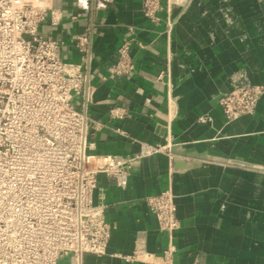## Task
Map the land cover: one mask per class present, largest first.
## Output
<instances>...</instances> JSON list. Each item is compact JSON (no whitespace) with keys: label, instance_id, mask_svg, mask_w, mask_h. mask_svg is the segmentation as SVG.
<instances>
[{"label":"crops","instance_id":"crops-1","mask_svg":"<svg viewBox=\"0 0 264 264\" xmlns=\"http://www.w3.org/2000/svg\"><path fill=\"white\" fill-rule=\"evenodd\" d=\"M181 1L162 0L155 26L145 17L144 0H53L59 24L40 29L75 64H82L77 37H91L86 69L94 93L89 104L75 99L91 120L88 154L133 156L145 145L172 146L170 156L144 159L125 190L97 177L95 203L105 207L112 238L105 256H85L83 264H264V219L238 211L258 207L264 177L235 168L264 165L256 148L264 104L234 139L219 140L210 127L211 119L228 124L220 102L240 74L264 86V0H185L184 7ZM123 43L131 44L135 73L112 78ZM115 109L126 117L112 119ZM167 192L175 196L180 222L172 233L160 230L146 204Z\"/></svg>","mask_w":264,"mask_h":264},{"label":"built area","instance_id":"built-area-1","mask_svg":"<svg viewBox=\"0 0 264 264\" xmlns=\"http://www.w3.org/2000/svg\"><path fill=\"white\" fill-rule=\"evenodd\" d=\"M143 10L160 24L162 0H144ZM61 17L53 0H0V264H60L67 257L83 264L85 256H105L112 231L105 207L95 203L97 177L125 190L144 159L172 154L171 145H145L133 156L88 154L91 120L75 99L89 104L94 93L86 69L92 40L76 39L82 64L64 59L60 44L39 34L43 24L57 26ZM134 73L131 44L123 43L111 77ZM263 96L264 87L238 76L220 102L226 120L255 114ZM125 117L123 109L111 111L112 119ZM146 204L161 231L179 229L172 192ZM172 253V247L165 253L169 262Z\"/></svg>","mask_w":264,"mask_h":264},{"label":"rangeland","instance_id":"rangeland-1","mask_svg":"<svg viewBox=\"0 0 264 264\" xmlns=\"http://www.w3.org/2000/svg\"><path fill=\"white\" fill-rule=\"evenodd\" d=\"M176 1H178V0H176ZM173 3H174V0H173ZM180 3H181L180 5L182 7H184V5L186 4V1L183 0ZM239 76H246V75L245 74H240ZM257 86H259V85H257ZM261 87H264V86H261ZM263 98H264V96L262 97L260 103L262 102ZM260 103L258 105L257 111L255 112V114H253V116L258 113ZM247 117H252V115L244 116L242 118H247ZM201 124H203V123H201ZM203 125H205V124H203ZM256 135H257L258 138H260V140L257 141V147H256L257 148V154H258L259 159L261 158L263 160V158H264V153H263V151H264V142H263L264 141V127L263 126L258 129V131L256 132ZM235 168L242 169L243 171L244 170L251 171V172L255 173L256 176H258V177L259 176L261 178L264 177V165L263 164L262 165L257 164V165H255V167H249L247 163L246 164L236 163ZM262 183L263 182L261 181L258 184H262ZM257 195L258 196H256V201L258 202V204H257L258 207L256 209H254V208H252V209H239L238 211H241L242 213L245 212V214H250L251 217H254L255 216L254 218H257V219L258 218L264 219V208H263V202H264V183L262 185H259L257 187ZM241 199L242 200H248V199H243V198H241ZM248 212H250V213H248ZM255 220L256 219H254V221H251L250 220L249 222L250 223H255L256 222Z\"/></svg>","mask_w":264,"mask_h":264},{"label":"bare ground","instance_id":"bare-ground-1","mask_svg":"<svg viewBox=\"0 0 264 264\" xmlns=\"http://www.w3.org/2000/svg\"><path fill=\"white\" fill-rule=\"evenodd\" d=\"M264 104V98L262 101V106ZM259 114L252 115V117L247 118H237L233 122H228V124H225L223 126L215 125V122L211 119L210 121V127H211V136H217L219 140H228V139H234L237 134L242 132L244 129H246L250 122L257 119ZM242 164H245L244 162H241ZM245 183L242 185L244 186Z\"/></svg>","mask_w":264,"mask_h":264}]
</instances>
